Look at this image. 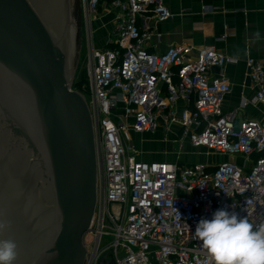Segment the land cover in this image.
<instances>
[{"label": "built area", "instance_id": "built-area-1", "mask_svg": "<svg viewBox=\"0 0 264 264\" xmlns=\"http://www.w3.org/2000/svg\"><path fill=\"white\" fill-rule=\"evenodd\" d=\"M78 4L87 32L88 92L80 91L91 116L96 157V205L84 236L83 264H212L194 235L201 218L211 219L226 207L254 225L264 223V114L240 118L246 100L224 110L230 83L211 72L237 59L206 46L192 54L193 46L185 43L148 51V20L170 17L162 0ZM99 7L113 14L111 46L104 48L93 40ZM245 63L256 86L251 102L264 104V62L247 58ZM178 101L183 105L176 111ZM158 117L166 130L178 125L192 146L239 154L242 164L136 158L124 135L154 131Z\"/></svg>", "mask_w": 264, "mask_h": 264}, {"label": "water", "instance_id": "water-1", "mask_svg": "<svg viewBox=\"0 0 264 264\" xmlns=\"http://www.w3.org/2000/svg\"><path fill=\"white\" fill-rule=\"evenodd\" d=\"M77 28L78 0H0V239L16 241L14 264H83L96 157Z\"/></svg>", "mask_w": 264, "mask_h": 264}, {"label": "crops", "instance_id": "crops-1", "mask_svg": "<svg viewBox=\"0 0 264 264\" xmlns=\"http://www.w3.org/2000/svg\"><path fill=\"white\" fill-rule=\"evenodd\" d=\"M162 1L169 9L170 17L162 22L148 20L152 33L144 42L146 49L162 52L169 45L185 43L193 46L192 54H195L198 47L206 46L236 58V63L211 70L216 76L226 77L230 83L231 89L225 95L222 107L224 110H230L239 106L242 100H246L247 104L238 116L260 119L264 114V104L251 102L256 86L249 78L245 60L253 58L264 62V0ZM205 7L207 9H204ZM96 20L98 25L95 33L98 36V31L103 30L104 36L95 38V46L109 47L113 14L108 11L101 13ZM182 105L183 102L178 101L175 105L176 111H179ZM151 143L159 147L161 139ZM139 158L145 160L144 156Z\"/></svg>", "mask_w": 264, "mask_h": 264}, {"label": "clouds", "instance_id": "clouds-1", "mask_svg": "<svg viewBox=\"0 0 264 264\" xmlns=\"http://www.w3.org/2000/svg\"><path fill=\"white\" fill-rule=\"evenodd\" d=\"M194 235L212 264H264V223L254 225L247 215L217 209L198 221ZM17 255L15 240L0 239V264H14Z\"/></svg>", "mask_w": 264, "mask_h": 264}, {"label": "rangeland", "instance_id": "rangeland-1", "mask_svg": "<svg viewBox=\"0 0 264 264\" xmlns=\"http://www.w3.org/2000/svg\"><path fill=\"white\" fill-rule=\"evenodd\" d=\"M78 4V28L76 33V49L79 48L78 64L75 68L74 83L78 80H84L82 87L78 88L84 94H87V72L85 67V55H86V34L85 26L81 20L80 10ZM107 10L103 7H99L95 16V20L92 23L94 34L98 25V19L101 13H105ZM93 34V40L95 43L96 37H103L104 31L99 30L98 36ZM164 96V92L161 93ZM178 125H170V128L166 130L162 124L160 117L157 119V126L154 131H148L143 133H135L128 130V136L124 135L126 144L133 149L139 156H144L146 161H160L170 160L178 162L183 165H189L193 163H205L214 165L222 160L235 161L237 164H242L243 157L239 154L229 155L228 153H220L214 150H207L204 147H194L189 142L187 136L181 134V130ZM163 138H165L163 140ZM161 139L159 147L154 146L152 141ZM151 142H148V141ZM152 157V158H151ZM104 241V240H103Z\"/></svg>", "mask_w": 264, "mask_h": 264}, {"label": "trees", "instance_id": "trees-1", "mask_svg": "<svg viewBox=\"0 0 264 264\" xmlns=\"http://www.w3.org/2000/svg\"><path fill=\"white\" fill-rule=\"evenodd\" d=\"M109 46H111V44H109ZM83 83H84V80H78V81H76L73 84V87L76 88V89H78V88L82 87Z\"/></svg>", "mask_w": 264, "mask_h": 264}]
</instances>
